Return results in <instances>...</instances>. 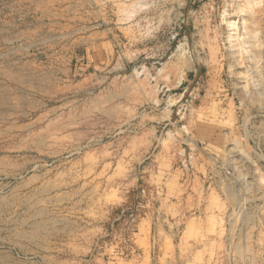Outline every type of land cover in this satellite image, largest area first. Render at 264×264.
Wrapping results in <instances>:
<instances>
[{
  "label": "rangeland",
  "instance_id": "rangeland-1",
  "mask_svg": "<svg viewBox=\"0 0 264 264\" xmlns=\"http://www.w3.org/2000/svg\"><path fill=\"white\" fill-rule=\"evenodd\" d=\"M0 145L9 264H264V0H0Z\"/></svg>",
  "mask_w": 264,
  "mask_h": 264
},
{
  "label": "bare ground",
  "instance_id": "bare-ground-1",
  "mask_svg": "<svg viewBox=\"0 0 264 264\" xmlns=\"http://www.w3.org/2000/svg\"><path fill=\"white\" fill-rule=\"evenodd\" d=\"M230 26V28L228 29L229 30V34H228V39H229V43H230V45H231V48H232V54L233 53H238L239 54V56L240 57H243L242 55H243V53H247L248 54V56H251V54H250V51H251V48H250V46H251V42H250V37L248 36L249 34V31H247V30H245L244 31V36H243V38L240 40L239 39V35L237 34V28L236 29H232L231 28V25H229ZM233 26H234V23H233ZM235 27V26H234ZM240 28V27H239ZM240 31V29H238V32ZM240 34V33H239ZM242 34V35H243ZM245 34H247V36L245 35ZM252 38H253V36H252ZM252 53V52H251ZM1 146V145H0ZM14 148V147H13ZM5 148H3L2 150H4ZM1 150V149H0ZM6 150V149H5ZM15 152V151H14ZM8 154V153H7ZM1 155V154H0ZM4 155V154H3ZM5 156V155H4ZM9 158H10V156H8ZM2 160H3V158H1ZM10 161V160H9ZM2 162V161H1ZM28 164V163H27ZM2 165V164H1ZM21 165V164H20ZM25 165V164H24ZM3 166V165H2ZM1 166V167H2ZM5 166V165H4ZM22 166V165H21ZM7 167H8V165H7ZM18 167V166H17ZM23 167V166H22ZM14 169H16L15 167H14ZM29 169H30V166H29ZM6 170H8V169H6ZM12 170V169H11ZM1 171V170H0ZM3 172H4V170H2ZM9 171V170H8ZM27 171V170H26ZM21 172V171H20ZM19 172V173H20ZM9 173V172H8ZM11 173V172H10ZM9 173V174H10ZM8 174V175H9ZM14 174V173H13ZM4 175V174H3ZM8 175H5V176H8ZM15 175V174H14ZM19 175V174H18ZM21 176V175H20ZM36 177L35 178H37V176L38 175H35ZM0 177H2V176H0ZM16 177H17V175H16ZM41 177V176H40ZM20 178V177H19ZM6 180V179H5ZM8 180V179H7ZM21 181V180H20ZM24 181V180H23ZM32 181V180H31ZM35 181V180H34ZM39 182H42V180L41 181H39ZM1 183V182H0ZM23 183V182H22ZM27 183V182H26ZM31 183V182H30ZM2 184V183H1ZM3 184H4V182H3ZM2 184V185H3ZM20 184V183H19ZM18 184V185H19ZM42 184V183H41ZM7 185V184H6ZM5 185V186H6ZM34 185H36V184H34ZM44 185V184H43ZM48 185V184H47ZM47 185H46V187H47ZM4 186V185H3ZM28 186V185H27ZM37 186V185H36ZM42 186V185H41ZM40 186V187H41ZM2 187V186H1ZM15 187V186H14ZM50 187V186H49ZM23 188V187H22ZM29 188H30V186H29ZM43 188V187H42ZM51 188V187H50ZM16 189V188H15ZM14 189V190H15ZM24 189V188H23ZM4 190V189H3ZM2 190V191H3ZM12 190V189H11ZM31 190V189H30ZM37 190V189H36ZM45 190V189H44ZM50 190V189H49ZM20 191V190H19ZM33 191V190H32ZM4 192H5V190H4ZM39 192V191H38ZM38 192L36 191V192H32L30 195H27V196H23V197H21L20 199H18L19 200V204L20 205H22L25 209L24 210H27V211H30L31 212V214H32V217L33 216H39V217H44L45 216V211H43L41 208H39V207H37L38 206V204H39V200H40V196H39V194H38ZM3 193V192H2ZM8 193V192H7ZM14 193V192H13ZM21 193V192H20ZM26 193H28V192H26ZM22 194V193H21ZM5 195V194H4ZM9 195H10V193H9ZM12 195V194H11ZM6 196H8V195H6ZM6 196H3V195H1L0 194V212H3L4 210H6V209H4L5 208V204L8 202V199H7V197ZM19 196V195H18ZM42 196H44V195H42ZM10 197V196H9ZM14 197V196H13ZM20 197V196H19ZM16 198V197H15ZM11 199V198H10ZM7 201V202H6ZM42 200H40V202H41ZM9 203V202H8ZM7 203V204H8ZM11 203H9L8 205H10ZM12 204H13V202H12ZM11 204V205H12ZM18 204V203H17ZM16 205V204H15ZM40 206V205H39ZM18 207V206H17ZM20 207V206H19ZM41 207V206H40ZM21 210V209H20ZM3 214V213H2ZM22 214V213H21ZM22 218V217H21ZM23 219V221H25V219H24V217L22 218ZM35 219V218H34ZM33 219V220H34ZM23 221H21V222H23ZM32 222V221H31ZM17 223V222H16ZM33 223V222H32ZM45 223H46V219L45 220H40V221H36V222H34L33 224L37 227V226H43V225H45ZM17 224H19V222L17 223ZM23 224V223H22ZM15 225V224H14ZM32 226V225H31ZM17 227V226H16ZM20 227H21V224H20ZM15 228V227H14ZM16 229V228H15ZM19 229V228H18ZM21 229V228H20ZM22 230V229H21ZM24 230V229H23ZM34 230V229H33ZM19 231V230H18ZM15 232H17V231H15ZM14 232V233H15ZM26 233V232H25ZM17 234L18 235H21V237H22V235L24 236V234L22 233V232H17ZM36 233H34V231H32L31 232V235L32 236H34ZM12 235H14V234H12ZM29 236V235H28ZM14 238V237H13ZM16 238V237H15ZM18 241V240H17ZM13 242H15L14 240H13ZM5 254H7V253H5ZM11 260V257H10V255H0V264H9L8 263V261H10ZM17 261V260H16Z\"/></svg>",
  "mask_w": 264,
  "mask_h": 264
}]
</instances>
